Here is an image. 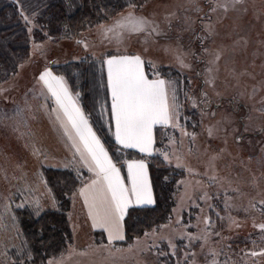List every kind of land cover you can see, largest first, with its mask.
Returning a JSON list of instances; mask_svg holds the SVG:
<instances>
[{"label":"rangeland","instance_id":"374dc122","mask_svg":"<svg viewBox=\"0 0 264 264\" xmlns=\"http://www.w3.org/2000/svg\"><path fill=\"white\" fill-rule=\"evenodd\" d=\"M16 1L26 9L49 2ZM129 14L147 22L145 31L117 27ZM122 55L140 56L149 77L167 81L179 119L159 153L185 172L172 221L124 249L86 216L80 190L91 174L77 156L65 160L54 97L39 79L45 71L61 77L51 66L91 56V107L98 110L107 101L105 61ZM55 160L87 175L70 198L72 242L47 264H264V0H150L85 38L32 41L27 60L0 78V181H14L0 184V264L23 261L29 247L16 210L38 217L57 209L41 173L56 168ZM175 238L184 241L175 256L159 248Z\"/></svg>","mask_w":264,"mask_h":264},{"label":"trees","instance_id":"16d2710c","mask_svg":"<svg viewBox=\"0 0 264 264\" xmlns=\"http://www.w3.org/2000/svg\"><path fill=\"white\" fill-rule=\"evenodd\" d=\"M65 1L49 0L40 7L30 6L26 9L21 2L6 0L0 9V78L11 74L27 60L32 41L85 38L93 28L111 21L126 9L141 7L150 0H71L70 4ZM24 16H27L30 22H26ZM31 25L33 29L29 30ZM93 66H96V62L91 56H87L77 62L51 66V69L56 75L63 77L70 90L76 94L84 115L117 164L122 167L121 163L125 160L145 158L139 153L119 148L113 141L107 92L104 96L107 100L104 106L98 110L91 107L94 96L91 91ZM168 130L156 129V152L146 158L154 204L128 209L124 218V239L116 244L120 249L132 248L136 241L144 239L149 232L168 225L173 219L176 197L185 172L168 165L159 153L165 149ZM43 175L56 200L57 209L44 212L38 217L32 216L28 209L15 211L29 246L23 261L18 260L16 264H47L50 260L61 257L72 242L73 235L67 218L70 198L85 182L87 174L69 168L47 167L43 169ZM183 222L185 220H182L181 224ZM98 235L102 234L96 232L95 236ZM176 239L171 240L172 248L167 241L160 242L162 245L160 244L159 248L169 250L170 255L175 256L179 247L177 244L184 243L183 239ZM157 245L150 248L157 251Z\"/></svg>","mask_w":264,"mask_h":264},{"label":"snow or ice","instance_id":"6c2138e0","mask_svg":"<svg viewBox=\"0 0 264 264\" xmlns=\"http://www.w3.org/2000/svg\"><path fill=\"white\" fill-rule=\"evenodd\" d=\"M23 18L30 22L27 16ZM124 20L126 23L118 22L117 27H124L132 32L145 31L147 22L143 18L129 14ZM152 31L155 32L156 29L153 28ZM105 63L116 142L125 148H137L141 152L150 153L153 126L167 125L173 119L166 82L162 79L150 80L144 72V61L138 55L113 56ZM39 79L47 86L58 109L66 118L65 123L60 115L56 116L57 120H61L64 134L73 142V147L80 153L81 159L88 163L89 171L96 177L80 190L93 227L107 231L109 242L114 239L123 240L122 221L133 201L144 206L154 203L144 161L127 163L128 184H125L120 169L92 131L63 77H55L45 71ZM260 228L264 230V225H260Z\"/></svg>","mask_w":264,"mask_h":264},{"label":"crops","instance_id":"0c3cea01","mask_svg":"<svg viewBox=\"0 0 264 264\" xmlns=\"http://www.w3.org/2000/svg\"><path fill=\"white\" fill-rule=\"evenodd\" d=\"M104 71H106V77H108V75H107V65L105 66L104 65ZM144 72H145V74H146V76L150 79V80H156V79H154V78H151V77H149V75L147 74V71H146V69L144 68ZM108 79V78H107ZM158 79H162V80H164L165 82H166V90H167V93H168V98H169V104H170V101H171V96H172V93L170 92V89H169V86H168V84H167V81L165 80V78H158ZM67 84V83H66ZM67 87H68V89L70 90V88H69V86L67 85ZM107 90H108V92H107V95L110 97V100H111V92H110V89L108 88V85H107ZM71 91V90H70ZM70 93H73V92H70ZM54 103H55V106H53V103H52V117H54V119H56V116L57 115H60L61 116V119L66 123V118H64L63 117V114H62V112L58 109V106H57V104H56V102H55V98H54ZM109 103H110V114H111V101H109ZM78 106L80 107V109H81V106L78 104ZM82 110V109H81ZM171 110V112L173 113V119H172V121L169 123V124H167V125H163V124H158V125H155V126H153V130H152V134H153V144H152V148H151V152L149 153V152H141V151H139V149H137V148H125V147H123L122 145H120V144H118L117 142H116V139H115V135H114V133H115V120L112 118V116H111V126H112V138H113V141L115 142V144L119 147V148H121V149H123V150H129V151H133V152H136V153H139L140 155H143L145 158H140V159H131V160H129V161H127L126 163H125V165H122V168L124 169V171H121V170H123V169H121L120 168V174H121V176L124 178V181H125V184H128V180H127V175H128V168H127V163L128 162H131V161H144V163H145V165H146V168H147V173H148V180H149V183H150V185H151V181H150V175H149V164H148V161H147V157H149V156H152L153 154H155V152H156V149H155V132H156V129L157 128H164V129H170L173 125H174V122L176 121V120H178L179 119V115H178V113H177V110H173V109H170ZM83 112V111H82ZM87 118V117H86ZM88 120V119H87ZM88 123H89V126L91 127V129H92V131L94 132V130H93V128H92V126H91V124H90V122H89V120H88ZM58 127V128H57ZM55 128H57V130H56V134H57V137H59V143L61 142V145L63 144V146H66L67 148V153H68V155H67V157L65 158V160L67 161V158H69V157H72V156H77V158L79 159V161L81 162V164H82V166H83V168L85 169L84 171H86V172H88L89 174H91L90 175V177H91V181L93 180V179H95L96 177H95V175H94V173L93 172H90L89 171V166H88V163H86L84 160H82L81 159V156H80V153H77V151H76V148L75 147H73V142L71 141V140H69L68 139V137L64 134V129L61 127V120H57L56 119V126H55ZM69 128H70V126H69ZM95 133V132H94ZM73 134V136L75 135V133L73 132L72 133ZM96 134V133H95ZM97 136V135H96ZM98 137V136H97ZM101 142V141H100ZM77 144H79V141H78V139H77ZM101 144H102V142H101ZM104 146V145H103ZM104 148H105V150L107 151V149H106V147L104 146ZM81 149H82V146H81ZM83 150V149H82ZM108 152V151H107ZM108 154H109V152H108ZM109 156L111 157V155L109 154ZM112 158V157H111ZM70 159V158H69ZM57 161L59 160V158L57 157V159H56ZM56 160L54 161V165H55V167L56 168H59V166L57 167V162H56ZM112 161H113V158H112ZM113 163H115L114 161H113ZM116 164V163H115ZM116 166L119 168V166L116 164ZM70 169V168H69ZM40 170H42L41 169V167H40ZM41 173L43 174V171H41ZM43 177H44V175H43ZM45 179V178H44ZM91 181L90 182H87L85 185H87V184H90L91 183ZM14 181L13 180H10V182H8V180H6V182H3V181H0V184L2 185V186H4L5 184H8V183H13ZM45 182H46V180H45ZM10 184H8V186H10ZM46 184H47V182H46ZM31 185V184H30ZM2 186H0V187H2ZM84 187V186H83ZM82 187V188H83ZM151 190H152V186H151ZM152 197H153V200H154V195H153V190H152ZM83 199H84V197H83ZM154 204V203H153ZM153 204H151V205H146V206H152ZM132 207H144V205H137V204H135V202L133 201V203L128 207V209H130V208H132ZM84 209H85V214H86V216H89L88 215V208H87V206L85 205V207H83ZM128 209L126 210V212H125V215H126V213H127V211H128ZM125 215H124V218H125ZM122 226H123V235L125 234V232H124V219H123V221H122ZM106 232V231H105Z\"/></svg>","mask_w":264,"mask_h":264}]
</instances>
